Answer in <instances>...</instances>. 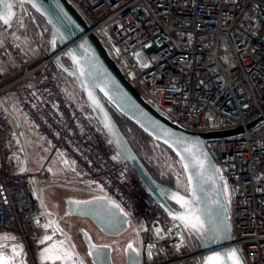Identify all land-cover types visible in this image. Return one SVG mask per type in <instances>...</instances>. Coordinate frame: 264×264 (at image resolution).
Listing matches in <instances>:
<instances>
[{"label":"built area","instance_id":"2783aa9c","mask_svg":"<svg viewBox=\"0 0 264 264\" xmlns=\"http://www.w3.org/2000/svg\"><path fill=\"white\" fill-rule=\"evenodd\" d=\"M107 44L146 101L180 127L198 132L243 128L206 138L226 187L230 220L245 264H264V0H68ZM24 6L15 0L16 15ZM0 14V233L30 250L44 213L29 173L10 157L17 132L11 95L53 153L101 186L139 229L142 264H181L201 256L164 219L84 101L59 80L46 47L25 57ZM4 63H7L6 66ZM262 121L252 128L257 118Z\"/></svg>","mask_w":264,"mask_h":264},{"label":"water","instance_id":"95a60500","mask_svg":"<svg viewBox=\"0 0 264 264\" xmlns=\"http://www.w3.org/2000/svg\"><path fill=\"white\" fill-rule=\"evenodd\" d=\"M21 1L46 20L50 26L47 48L51 54L61 51L55 56V61L68 77L77 82L90 117L100 126L120 157L130 167L132 175L153 197L156 205L173 222L174 227L186 237L192 235L198 241L200 249L197 253L203 256V264H218L215 259L217 254L219 264H236L237 259L239 264H245L239 247L235 244L219 168L204 145L206 138L240 134L243 128L198 132L180 127L146 101L124 74L102 38L91 31L88 22L68 0ZM0 14L9 21L13 20L16 16L15 0H0ZM25 23V16H22L20 27H24ZM64 58L68 60V64ZM108 103L176 154L187 178V193L160 182L151 173ZM4 108L19 128L18 118L6 106ZM261 121L262 117H259L247 128H252ZM20 134L27 152L23 132ZM33 181L35 183L34 179ZM86 190L95 195L88 199H67L66 211L69 215L88 217L104 235L113 237L135 225L119 204L98 191ZM174 196L188 201V207H183L177 199H173ZM180 216L198 217V227H191V223L196 222L195 219L191 222L177 219ZM83 238L91 264H115L111 245L96 243L86 230H83ZM125 256L126 264H142L141 246L128 243ZM78 257L83 264H88Z\"/></svg>","mask_w":264,"mask_h":264},{"label":"rangeland","instance_id":"374dc122","mask_svg":"<svg viewBox=\"0 0 264 264\" xmlns=\"http://www.w3.org/2000/svg\"><path fill=\"white\" fill-rule=\"evenodd\" d=\"M13 33L17 37L19 44L25 48L22 53L25 57L29 56L33 51L31 49V43L25 41L26 38H23L21 34H19V29L17 27L13 29ZM32 38L35 43L38 42L36 36H32ZM4 64L6 66L8 65L7 63ZM65 90L70 95V91L66 87ZM13 97L14 95H11L7 101L11 111L18 118L20 127L17 129L15 136L11 140L12 143L14 141V144L10 145V157L16 163L17 169L19 171H27L24 158H22V154L25 150V145L20 134L22 131L30 165L33 167V170L40 172L41 174L48 172L51 177H53L52 180H57V182H69L78 188L101 191V186L98 184L86 181L75 175L74 170L65 163L61 154L52 152L48 144L41 138L38 131L30 125L25 116L21 113L17 102ZM42 181L43 180L38 181L37 186H40ZM49 191L55 192L59 196L61 205L54 206V200H51L48 205L58 213L59 225H62L63 228L72 232L80 251L84 253V245L80 240L81 235L79 234V228H84L90 232L95 242L114 243L113 247L116 249L114 250L113 261L115 264H120L119 262L124 259L123 247L127 244L129 239L134 238L135 234L128 233L123 236V238L114 241L112 238L103 236L102 233H99L98 230H96V228L86 219L80 217H63V210L61 211L60 207L63 206V204L65 205L64 199L69 196L67 190L62 187L52 186ZM43 213L44 222L40 226L41 229L39 235L32 238L29 242L30 251L25 242L20 238L9 237L4 233H0V255L8 257L10 264H83L77 259V256H75L76 253L68 236L64 233V230H61L54 221L49 218V216L45 215L44 211ZM31 248L33 252L31 251ZM30 253L34 260L33 263H31L32 259L30 260ZM119 254L120 257H118ZM184 262L181 264H184Z\"/></svg>","mask_w":264,"mask_h":264},{"label":"trees","instance_id":"16d2710c","mask_svg":"<svg viewBox=\"0 0 264 264\" xmlns=\"http://www.w3.org/2000/svg\"><path fill=\"white\" fill-rule=\"evenodd\" d=\"M28 8V18L26 22L30 25L31 28L30 30L24 27L20 28L19 34H21L23 38H26V42L31 43V49H34L35 45V41L32 38V36L34 35L42 46H47L48 37L50 33V26L40 14L35 12L30 6H28ZM33 33L34 35H32ZM19 45L20 44H18V46ZM22 48V46L19 47L20 51H23ZM65 76L68 77V75ZM68 78L70 80L69 83H66V85L64 81L61 82L70 91L71 97L76 101H84L83 93L75 79L71 77ZM109 107L112 110L117 121L119 122L120 126L122 127L123 131L128 136L133 147L135 148L143 162L146 164L148 169L151 171V173L160 182L177 188L184 193H187V178L181 161L176 156V154L169 147L152 138L141 128H139L137 125H135L125 116H123L114 106L109 104ZM11 144L13 145L14 141ZM159 210L164 219L170 220L160 208ZM186 241L192 252L199 251L200 247L198 241L192 235L186 237ZM184 264H203V257L196 256L189 258L184 262Z\"/></svg>","mask_w":264,"mask_h":264},{"label":"flooded vegetation","instance_id":"af4514ba","mask_svg":"<svg viewBox=\"0 0 264 264\" xmlns=\"http://www.w3.org/2000/svg\"><path fill=\"white\" fill-rule=\"evenodd\" d=\"M28 11H29V8H28V6H26L24 8V11H23V16H25V20L26 21H27V18H28V14H27ZM17 26L20 29V24L17 25ZM24 28L30 30L31 27L26 22L25 25H24ZM32 35H34V33ZM64 61L68 64V62H67L68 60H66V58H64ZM61 77H62V80L65 83H69L70 79L68 77H66L64 74H61ZM22 158H24L25 168H26L27 172H30L31 177L33 179H35L36 182L43 180L41 182V185L38 186V194H39L40 201H41V204H42V209L45 212V215L49 216V218H51L54 221V223L61 230H64V233L68 236V238L70 240V243H71V245H72L77 257L80 256L88 264H91V260L89 258V255H88V252H87V247H86V244H85L84 238H83V230H86V229L79 228V234L81 235L80 240H81V242L84 245V253H82L80 251V248H79V246L77 244V241L74 238V235L72 234V232L70 230H67V229L63 228L62 225H59V220H58V216L59 215H58V213L56 212V210H53L48 204H49V202H51V200H54V202H53L54 206H60L61 205L59 196L55 192H52V191H49V190H50V187H52V186L62 187V188L67 190V193L69 195V196L65 197V199H64L65 205L63 204V206L60 207V210L61 211L63 210V217H70V218L78 217L79 218L80 216H71V215H69L67 213V211H66V204H67L66 201H67V199H70V198L88 199V198L93 197L95 194L93 192H90V191L86 190L85 188L84 189L83 188H78V187L72 185V183H69V182H57V180H52L53 177H51V175L48 172L45 173V174L44 173L41 174L40 172H36L35 170H33V167L30 165V160H29V157H28V154H27L26 150H24V153L22 154ZM45 205L47 206V208H45ZM80 218L86 219L88 222L91 223V225H93L96 228V230H98L99 233H102L99 230V228L97 227V225L94 223L93 220H91L88 217H80ZM128 233L129 234H135V235H134L133 239H129L128 240L127 244L131 242L135 246H139L140 245L142 247V242H141V238H140L139 229H138L136 224L134 226H131L130 229H128L126 232H124V233H122V234H120L118 236H115V237L107 236V235H104L103 233H102V235L106 236V237H109V238H112V240L116 241L119 238L120 239L123 238V236H125ZM100 244H109V245L112 246V249H113L112 250V258H113L114 257V250L116 249V248L114 249V247H113L114 243H100ZM127 244H125V246L123 247L124 259L121 260V262H119L120 264H126L127 263L126 256H125V247H126ZM118 257H120V254L118 255Z\"/></svg>","mask_w":264,"mask_h":264},{"label":"snow or ice","instance_id":"6c2138e0","mask_svg":"<svg viewBox=\"0 0 264 264\" xmlns=\"http://www.w3.org/2000/svg\"><path fill=\"white\" fill-rule=\"evenodd\" d=\"M4 23H8V20L5 19V20H4ZM173 199H177V201H178L179 203H181L183 207H185V208L188 207L189 202L186 201V200H184L182 197H179V198H178V197L174 196ZM177 219L187 220V221H189V222H191L192 219H195L196 222H195V223H191V227H193V228H197L198 225H199V218H198V217H194V216H193V217H184V216H180V217H177ZM129 247H131V246H129ZM234 256H235V253H233V257H234ZM48 258H51V257H48ZM57 258H60V257H57ZM210 259H213V258H210ZM215 259L217 260V262H218V264H219V254H217V256L215 257ZM0 264H10V260H9V258L0 255ZM236 264H239L238 259H237V261H236Z\"/></svg>","mask_w":264,"mask_h":264},{"label":"bare ground","instance_id":"6f19581e","mask_svg":"<svg viewBox=\"0 0 264 264\" xmlns=\"http://www.w3.org/2000/svg\"><path fill=\"white\" fill-rule=\"evenodd\" d=\"M19 47H21V45H19V46H17V48H18V50L20 51V49H19ZM23 50L25 49V48H22ZM222 187H223V190H224V194H226V187H225V185H224V182L222 181ZM156 203V202H155ZM157 206V205H156ZM157 208H158V210H159V207L157 206ZM160 211V210H159ZM161 213V212H160ZM172 222V221H171ZM173 223V222H172ZM174 225V224H173ZM240 250V249H239ZM32 251V250H31ZM141 254H142V252H141ZM243 257V256H242ZM30 258L32 259V263L34 262V260H33V258H32V256H31V253H30ZM244 259V258H243ZM245 262V261H244Z\"/></svg>","mask_w":264,"mask_h":264},{"label":"crops","instance_id":"0c3cea01","mask_svg":"<svg viewBox=\"0 0 264 264\" xmlns=\"http://www.w3.org/2000/svg\"><path fill=\"white\" fill-rule=\"evenodd\" d=\"M12 143V142H11ZM75 256H77V255H75ZM77 259H78V257H77ZM30 260H31V258H30ZM31 263H32V260H31Z\"/></svg>","mask_w":264,"mask_h":264}]
</instances>
